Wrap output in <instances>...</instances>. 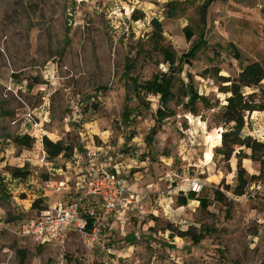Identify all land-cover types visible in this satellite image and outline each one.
Masks as SVG:
<instances>
[{
  "label": "rangeland",
  "instance_id": "374dc122",
  "mask_svg": "<svg viewBox=\"0 0 264 264\" xmlns=\"http://www.w3.org/2000/svg\"><path fill=\"white\" fill-rule=\"evenodd\" d=\"M172 1L187 0H0V264H264V175L244 196H235L237 158L228 163L216 153L220 108L198 103L195 116L179 90L192 74L201 95L224 103L217 70L219 76L237 77L244 65L264 64V0H219L210 8V46L191 66L182 62L177 98L157 125L159 96L139 101L123 74L129 57L132 77L140 82L169 71L151 41L154 19L178 60L199 40L203 24L197 10L206 0H192L169 19ZM188 26L195 30L190 41ZM230 44L241 52L242 63ZM248 125L244 135L264 142V114L251 115ZM25 135L35 139L31 148L13 141ZM44 137L73 147L74 155L98 149L99 163L120 171V181L145 197L141 208L114 218L111 236L104 230V248L88 249L77 234L57 246L24 236L23 228L47 208L76 194L74 155L50 160L56 170L50 173L43 163ZM242 164L248 178L260 175V163ZM15 169L27 177L16 178ZM67 177L68 190L54 192ZM189 178L206 182L199 199L208 200L207 208L199 202L179 207ZM46 181L53 183L48 189ZM186 232L201 242L180 235Z\"/></svg>",
  "mask_w": 264,
  "mask_h": 264
},
{
  "label": "trees",
  "instance_id": "16d2710c",
  "mask_svg": "<svg viewBox=\"0 0 264 264\" xmlns=\"http://www.w3.org/2000/svg\"><path fill=\"white\" fill-rule=\"evenodd\" d=\"M218 0H206L197 10L202 26L199 25L200 37L199 40L194 43L189 51L182 55L178 60L177 53L173 50L172 46L164 44L163 25L158 19H154L151 23L155 28V32L152 36V44L154 48L160 52L166 64L169 65V71L167 73H160L154 75L150 80L140 82L138 78L132 77L134 62L131 58L126 59L125 71L123 74L124 79L130 82L128 87L133 90L134 96L142 101L149 95L159 96L162 107L157 111V125L162 123L169 117L168 104L177 98L173 92L177 83V70L180 66L185 64L192 65V61L197 58L198 53L210 46L206 39V25L208 21V14L210 8ZM185 2L172 1L168 4V18L176 19L179 16L180 7L186 6ZM71 25L66 26V44L70 42ZM185 37L187 40H192L195 36V30L188 26L185 28ZM239 63L243 62V57L239 49L230 44L228 47ZM183 62V64H182ZM183 73V72H182ZM220 70L216 71L215 77L220 83V93L226 96L224 103L220 100L212 102L211 99L201 95L195 88V83L192 74L188 75V84H185L182 80V86L180 91L188 97L186 108L189 111L197 115V104L201 103L209 108H220L219 124L222 131H219L216 143L219 145L216 153L223 157L224 161L230 162L233 157L237 158V181L238 186L234 189L233 194L237 197L244 196L246 190L250 184L264 175V142L259 141L251 135H244L245 129L249 126L248 120L254 113L264 112V64L260 62H254L244 65L241 72L237 77H225L219 76ZM132 96H127V101H131ZM131 111L127 108L124 114V120L129 122L131 118ZM152 133H155V129ZM147 139H150L148 137ZM17 146L31 148L35 139L31 136H18L13 139ZM43 145L48 155L49 160L58 159L63 156L67 159L71 158L74 154V148L66 146L62 142H53L49 138H43ZM252 160L258 162L261 165V173L259 176H252L248 178V172L243 166V160ZM16 178H26L27 172L21 169H15L14 174ZM229 189V187H228ZM216 198L219 201L224 199V194L220 191L216 192ZM189 200H198L201 207H208V200L205 198L197 199L196 194L190 192L187 196L180 194L177 198L179 207H185L188 205ZM41 201H37L34 204V209L39 208ZM182 237L192 236L189 232L180 234ZM194 244H199L201 238L197 235L192 236Z\"/></svg>",
  "mask_w": 264,
  "mask_h": 264
},
{
  "label": "built area",
  "instance_id": "2783aa9c",
  "mask_svg": "<svg viewBox=\"0 0 264 264\" xmlns=\"http://www.w3.org/2000/svg\"><path fill=\"white\" fill-rule=\"evenodd\" d=\"M100 151L90 149L86 156L85 194L68 205L47 208L39 218L23 228V234L40 245H63L71 234L81 236L88 249L105 247L102 243L104 230L110 218L120 210L141 208L144 196L136 194L121 184L119 173L100 164ZM46 162V157L43 163ZM189 192L199 196L205 186L199 178L186 180ZM170 186V191H172ZM88 197L97 200L93 206L85 203Z\"/></svg>",
  "mask_w": 264,
  "mask_h": 264
},
{
  "label": "crops",
  "instance_id": "0c3cea01",
  "mask_svg": "<svg viewBox=\"0 0 264 264\" xmlns=\"http://www.w3.org/2000/svg\"><path fill=\"white\" fill-rule=\"evenodd\" d=\"M219 1V0H218ZM217 2V1H216ZM254 114H257V113H254ZM260 114V113H259ZM261 114H264V112L263 113H261ZM74 155V154H73ZM74 158H75V160H74V165L76 166L77 165V168H79V172H78V175H79V177L77 178V181L75 182V184H76V186H75V188H76V194H75V196L73 197V198H71V200H69V201H67V202H61V203H58L57 205H68L69 203H71L72 201H74L77 197H79V196H82V194L84 193V187H85V166H86V153H85V155H82V154H80V153H78V152H76L75 153V155H74ZM46 162H48L47 163V165H46ZM45 163H44V165L47 167V169L49 170V172L51 173L52 171H56V170H54L52 167H53V162L52 161H50L49 159H48V161H46ZM105 165L107 166V164L105 163ZM44 167V166H43ZM115 169H116V167H114ZM117 170V169H116ZM118 171V170H117ZM118 173H119V176H120V174H121V172L120 171H118ZM69 178L67 177L66 178V180L65 181H62V182H60V183H58L56 186H57V188H55L54 189V192H56V193H60V192H63V190L65 191V190H68V188H69V185H68V183H69ZM32 183H35L34 181L32 182ZM44 184H45V187H46V189H48L49 187H50V184H53L52 182H48V181H46V182H43ZM121 184L122 185H124L125 187H127V185L125 184V182L124 181H121ZM130 190H132V189H130ZM133 191V190H132ZM190 192H188V194H189ZM187 194V195H188ZM200 196V195H199ZM199 196H197L196 195V198L198 199L199 198ZM96 202H97V200L95 199V198H88L87 199V201H86V203H85V208L86 207H88L87 205H90V206H93L94 204H96ZM190 202H195V203H198L199 201L198 200H189V203ZM188 203V204H189ZM200 203V202H199ZM188 206V205H187ZM132 210V209H131ZM129 211V210H128ZM121 213H126V211H124V210H120L117 214H115L112 218H110L109 219V221H108V223H107V227H106V231H110V233H108V236H111L112 235V227H113V225L111 224V222L114 220V218L115 217H117V215L118 214H121ZM120 219V218H119ZM46 246H53V245H46Z\"/></svg>",
  "mask_w": 264,
  "mask_h": 264
}]
</instances>
